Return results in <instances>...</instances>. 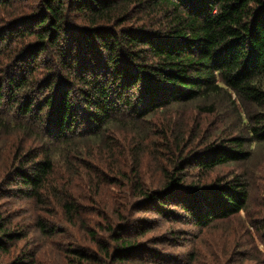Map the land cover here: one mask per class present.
<instances>
[{
  "label": "trees",
  "instance_id": "trees-1",
  "mask_svg": "<svg viewBox=\"0 0 264 264\" xmlns=\"http://www.w3.org/2000/svg\"><path fill=\"white\" fill-rule=\"evenodd\" d=\"M6 5L0 0V6ZM40 5L39 11L19 15L23 18L15 34L32 44L16 49L8 40L0 47V57L13 66L0 72V130L24 133L17 147V137L6 133L0 154V197L10 196L8 186L18 178L24 189H17L19 196L41 198L55 169L53 154L67 149L75 154L71 157L83 156L82 150L68 146L75 140H90L88 151L105 154L112 149L103 139L110 125H138L175 104L203 99L214 103L234 93L260 109L247 115V133L251 140L264 142V0H40ZM74 13L83 25L70 31L67 22ZM62 40L69 44L67 52H61ZM47 51L55 55L59 68H66L65 79L55 81L53 73L44 79L36 76L37 61ZM199 127L190 130V142L174 129L170 137L162 134L168 150L180 155L160 192L143 191L138 183L134 187L142 201H157L151 207L158 214L174 217L176 213L164 207L173 204L201 226L240 211L247 191L237 179L224 184L218 180L203 190L199 185L187 188L184 171L245 160L249 153L243 150L242 138L219 136L209 141L207 136L201 142L209 144L200 148L197 144L183 156ZM130 133H118L124 138L121 142L127 138L122 159L128 156L138 164L147 132L139 128ZM31 136L35 147H28ZM59 205L69 221L76 217L71 195L61 196ZM89 232L97 253L92 254L94 259L77 253L81 259L77 264H125L137 245L136 238L121 237L115 229L108 233L115 243L111 246ZM23 236L0 216V252H8L11 242ZM10 264L34 262L25 256Z\"/></svg>",
  "mask_w": 264,
  "mask_h": 264
},
{
  "label": "rangeland",
  "instance_id": "rangeland-1",
  "mask_svg": "<svg viewBox=\"0 0 264 264\" xmlns=\"http://www.w3.org/2000/svg\"><path fill=\"white\" fill-rule=\"evenodd\" d=\"M6 1L8 5L0 6V47L8 40L16 49L20 44H32L31 39H22L15 34L23 18L19 15L39 11L40 0ZM72 16L73 20L67 22L68 27L83 25L80 16L76 13ZM62 41L59 42L61 52H67L69 44ZM55 60L53 53L43 52L37 61L39 72L36 76L44 79L46 73H53L55 81L58 77L65 79L66 68H59ZM0 62L3 64L0 72L7 66L13 67L2 56ZM213 101L203 99L175 104L153 116H146L134 126L112 124L103 134V139L112 148L105 154L97 149L92 153L88 151L92 147L90 140H75L68 146L77 147L84 155L71 157L75 154L67 149L53 154L56 165L49 178V192L45 191L41 198L19 196L17 189H24L15 178L8 186L12 191L10 196L0 197V216L10 220L11 228L24 236L12 241L8 252H0V263L10 264L28 256L34 264H77L81 260L79 252L94 259L92 254L97 253V248L90 240L89 231L111 246L115 243L108 233L115 229L119 236H129L137 241L125 264H264V142L251 140L252 136L247 133V115L260 109L237 98L234 93ZM197 125H200L198 135L183 156L197 144L198 148L209 144L201 142L202 137L207 136L209 141L219 136L222 139L242 138L245 141L243 150L249 153L245 160L227 162L212 169L191 167L184 171L187 188L199 185L203 190L218 180L224 184L237 179L247 191L246 202L240 211L201 226L173 204L164 207L175 212L174 217L173 213L158 214L157 208L151 207L153 202L158 205L157 201H142L143 196L134 187V183H138L143 191L160 192L167 174L173 172L171 166L175 157L180 155L174 147L173 152L168 150L162 134L167 133L168 137L174 129L190 142L191 131ZM167 126L169 131L164 129ZM139 128L147 132L142 145L145 151L138 164L124 155L123 161L122 148H126L127 138L121 142L124 138L121 139L118 133L127 135L130 131L139 132ZM0 133V154L6 133L17 137L16 147L24 135L21 130L13 134L0 130ZM30 139L32 143H28V147L38 145L32 136ZM172 139L173 135L167 145ZM66 155L70 158L65 159ZM182 167L179 165L178 170ZM65 194L71 195L76 205V217L71 221L59 205Z\"/></svg>",
  "mask_w": 264,
  "mask_h": 264
}]
</instances>
